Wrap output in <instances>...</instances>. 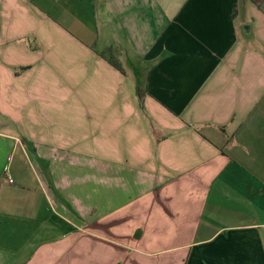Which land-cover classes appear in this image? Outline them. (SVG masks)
Here are the masks:
<instances>
[{
  "label": "crops",
  "instance_id": "1",
  "mask_svg": "<svg viewBox=\"0 0 264 264\" xmlns=\"http://www.w3.org/2000/svg\"><path fill=\"white\" fill-rule=\"evenodd\" d=\"M0 264H264V0H0Z\"/></svg>",
  "mask_w": 264,
  "mask_h": 264
},
{
  "label": "trees",
  "instance_id": "2",
  "mask_svg": "<svg viewBox=\"0 0 264 264\" xmlns=\"http://www.w3.org/2000/svg\"><path fill=\"white\" fill-rule=\"evenodd\" d=\"M109 63L114 67L116 68L117 70L121 71V67L119 65V63L117 62L116 59H114L113 57H110L108 59ZM26 68H20V70H25ZM137 97L140 101V105L143 106V101H144V96H143V93L141 92V90L139 88H137Z\"/></svg>",
  "mask_w": 264,
  "mask_h": 264
},
{
  "label": "built area",
  "instance_id": "3",
  "mask_svg": "<svg viewBox=\"0 0 264 264\" xmlns=\"http://www.w3.org/2000/svg\"><path fill=\"white\" fill-rule=\"evenodd\" d=\"M9 182H10V183H12V180H11V179H9Z\"/></svg>",
  "mask_w": 264,
  "mask_h": 264
}]
</instances>
